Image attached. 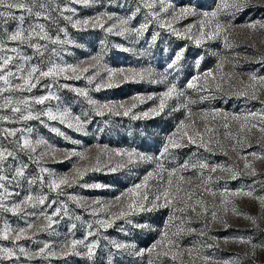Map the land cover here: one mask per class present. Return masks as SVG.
Listing matches in <instances>:
<instances>
[{
    "label": "rangeland",
    "instance_id": "1",
    "mask_svg": "<svg viewBox=\"0 0 264 264\" xmlns=\"http://www.w3.org/2000/svg\"><path fill=\"white\" fill-rule=\"evenodd\" d=\"M29 6L33 0H23ZM151 3L152 8L147 4ZM40 4L44 7L41 8ZM232 0H91L89 5L72 3L71 0H35L33 12H42L51 16V20L36 19L35 16H27L26 12L13 10L15 15H25V27L30 23H40L45 30L55 39L71 41V43L53 44L50 41L35 38L32 42L42 46L47 45L46 50L42 48L44 55L38 56L35 50L27 45H19L16 42L7 41L4 36V28L9 32L14 31L18 21L9 20L6 25H0V39L4 40L6 49L17 47L19 53L11 51L0 52V57H14L8 69L17 74V67L23 66L26 74L32 65H38L47 70L52 63L60 66L88 67V72H78L75 76L68 73L72 78L64 79L63 76L56 78H40V83L28 90L10 88L0 93V150L7 149L13 152L14 157L5 161V174L9 181H5L6 188L12 193L6 197V206L21 202L27 195L34 197H47L44 205L35 208L26 205L19 214L0 209V232L5 226L12 229L26 228L28 224L34 227L28 235L30 238H22L19 241L12 239H0V247L13 249L14 255L10 259L0 260V264H205L201 257H207V264H264V206L258 198L264 197V133L257 128L251 132L245 129L239 131V125L243 121H231L230 129L234 136L246 137L241 144H237L234 138H225V129L220 127L215 134L220 144L210 147L213 151L198 149L195 145L180 148H170L168 153H163L168 137L177 132L182 121L188 123V110H191L192 119L203 131L204 121L201 119L203 113H228L241 117L251 113H264V88H258V98L253 100L247 97H237L236 90H243L249 83V76L256 75L264 77V62H258L264 57V0H248L245 7L237 10L231 7ZM69 7L75 12H62ZM167 11H164V9ZM182 8H193L196 15L181 16ZM139 9V11H137ZM218 18L228 27L227 31L213 39H204L197 46L195 39L199 36V21L203 18V12L217 11ZM150 13H155L153 19ZM107 14L112 19L105 17L104 28L87 29L73 28L72 22L63 19V16H71L72 21L83 20ZM130 28H137L148 22L149 27L142 37H136L134 33L117 35L119 27L114 28L112 33L105 31L107 27L119 25L121 19L130 18ZM165 21L170 22L171 27L161 28L159 25ZM256 24L255 29L246 27ZM191 29L187 33V29ZM64 29L67 32L60 31ZM173 29L181 33L174 34ZM208 31V29H205ZM156 35L153 42L152 37ZM190 35L192 38H184ZM227 36V45L224 40ZM53 49L55 51H53ZM183 51V58L179 62L178 69H169L168 65L174 56ZM20 56L31 57L27 63ZM94 56H102V64L112 69H152L153 79L159 82H121L118 86L102 87L96 90V84L106 79L107 73L104 68L92 67L96 62ZM223 61V66L218 68ZM95 76L92 84L88 83L86 77ZM213 72L217 82L222 84L223 91L217 92L214 87L211 92L207 90L198 91L203 85V74ZM3 74V73H0ZM229 74H231L229 76ZM77 76L79 78H77ZM196 76L202 79L197 81V87L189 88V82ZM166 77V79H165ZM221 77L223 79H221ZM12 85L22 83L16 77L9 78ZM116 79V78H114ZM243 81V83H241ZM175 84L178 90L184 92V96H173L167 101L166 107L159 115L151 114L150 110L159 104V97L167 91L168 87ZM51 85V87H45ZM67 85L68 87H60ZM0 87H4L0 81ZM85 89L88 96L98 104H125L131 105L133 97H145L143 103L136 102L132 110L137 115L149 112L148 117L140 116L133 119L132 114L124 116L105 112L97 115L94 106L89 105L87 98L78 95L72 89ZM54 97L44 104L34 103L35 98L43 97L49 93ZM153 97L147 99V97ZM201 97H207L201 99ZM27 99L28 105L19 103ZM191 99L195 103L187 104ZM11 103H7V101ZM13 107H19V113L12 112ZM51 109L53 112L68 109L73 117L80 116L87 121L84 132H78L75 127H68L59 121L48 120L41 115L40 119L24 121L21 115H27L29 111L33 114L43 113ZM175 109V110H174ZM122 111V110H121ZM210 126L217 127L223 121L219 116L215 120L211 115L208 117ZM259 124V118H256ZM250 126V125H249ZM53 128L59 130L52 131ZM4 129L19 130L15 136L7 135ZM30 130V131H29ZM179 134L177 133V136ZM27 137L33 141L36 151L21 150L20 144ZM36 140L45 143L35 145ZM235 146V151L233 147ZM134 151L142 155L152 157L151 160H139L134 158L132 163L128 162L126 156H117L115 153ZM257 153L253 157L251 153ZM41 153H46L37 161ZM72 153H83L85 158ZM31 157V158H30ZM99 159V170H93ZM207 161L211 166H218L215 173L210 169L203 170V176L211 175L209 186L216 191L215 197L204 192L203 185L199 179L200 169L189 168L178 172L177 176L183 175L191 178L192 183H184L185 189L191 190L197 195L193 197L192 203L197 196H202L206 204V214L197 215L201 211L197 207V213L188 211L186 214L173 212L171 207H160L152 212H140L130 216L119 217V213L126 211L128 203L127 193L130 188L143 182L148 173H153L148 181L147 191L149 200L166 187L167 171L180 168L186 161ZM248 162L255 169V175H251V169H245L244 164ZM117 163L124 166L110 171ZM158 165H162L164 172H159ZM25 166V176L12 180L14 169ZM221 167H232L238 169L242 174L236 179L231 174L220 171ZM45 168L47 172H41ZM87 168L83 177L77 179L71 186H62L58 195L57 191L50 190L48 183L53 179L75 175L76 169ZM43 178L41 183L40 178ZM35 178L36 182L29 184L28 179ZM174 181L176 178H173ZM101 187H93V185ZM238 192L240 190L252 191L253 197L246 196H222L221 193ZM0 194H4L0 191ZM181 196L184 195L182 192ZM69 197H75L70 199ZM228 199L230 203L223 205L222 201ZM55 201V203H53ZM159 203H163L161 200ZM67 207V214L63 206ZM236 208L238 213L234 214L232 209ZM61 208L59 216H54L57 221L52 228L42 230L46 223L41 213L52 215L55 209ZM215 211L217 218L214 220L211 213ZM184 216L183 223L180 217ZM245 215L255 217L256 224L245 219ZM175 219L170 220V217ZM79 217V219H76ZM110 227L103 228L97 221L113 220ZM131 221V223H129ZM75 224L73 229L71 226ZM92 228L89 229L88 225ZM147 225L146 228L135 225ZM169 235L177 230L191 228L194 231H183L175 239L179 243V251L183 253L175 261L171 257L157 256V252L149 253L147 250L161 239L165 229ZM95 233L88 236V232ZM203 231V235L201 232ZM14 235V233H13ZM83 240L86 243L99 241L95 250V256L89 259L86 248L78 245L79 255L60 256L62 245L71 240ZM241 239L250 240L257 245L253 250L251 245L241 243ZM111 241L133 245V247L117 251ZM49 244L47 251L56 252L57 255H38L35 258H27L20 253L23 247L28 253H38L44 244ZM189 249H192L189 255ZM176 251V249H173ZM143 254H137V253Z\"/></svg>",
    "mask_w": 264,
    "mask_h": 264
},
{
    "label": "snow or ice",
    "instance_id": "2",
    "mask_svg": "<svg viewBox=\"0 0 264 264\" xmlns=\"http://www.w3.org/2000/svg\"><path fill=\"white\" fill-rule=\"evenodd\" d=\"M72 3L76 4H82V5H89L91 0H71ZM221 3H224V0H221ZM248 3V0H232L231 7L240 10L243 7H245ZM35 6V0H33V5L29 6L28 4L24 3L23 0H0V25H6L9 20H15L18 21V26L14 31L9 32L7 28H4V36L7 41L16 42L19 45H27L28 47H31L35 50L36 54L38 56H43L44 52L41 50L44 48L46 50L47 45H41L39 43H33L32 41L35 38H39L40 40H46L50 41L53 44H59V43H71V41H61L59 37H56L53 39L49 33L45 30V26L40 23H30L27 27H25V21L26 16L25 15H15L13 10H20L22 12H26L27 16H35V18L38 20L41 17L47 20H51L50 15H46L42 12H33V7ZM40 7L43 8L44 5L40 4ZM148 8H152L153 5L151 3L147 4ZM139 11V9H137ZM164 11H167L165 8ZM219 9L217 11H211V12H203L202 19L199 21L200 28H199V36L195 39V43L197 46H199L204 39H213L221 35V33H224L227 31L228 27H231V25H225L223 22H221L218 18ZM62 12H75V9L65 7L62 9ZM181 16H188V15H196V12L193 8H182L179 13ZM149 15L152 16L153 19L156 18L155 13H150ZM107 16V19H112L110 15L107 14H100L95 17L83 19V20H75L72 21L71 16H63V19L66 21L72 22L73 28H80V29H87L89 27L92 28H104L105 24V17ZM130 18L121 19L119 21V25H112L110 27H107L105 29L106 32L112 33L114 28L119 27L120 31H118L117 35H124L125 33H134L136 37H142L145 33V31L149 27V23L145 22L141 24L137 28H130ZM161 28L163 27H171L170 22L165 21L164 23H161L159 25ZM246 27L255 29L257 27L256 24H249L246 25ZM261 28H264V24L260 25ZM208 29L206 31L205 29ZM60 31L64 32L65 35H67V32L64 29H60ZM191 29H187L186 32L190 33ZM173 32L178 37L181 36V33L173 29ZM184 38L191 39L192 37L190 35H185ZM153 42L156 40V35L152 37ZM225 43L227 45V36H224ZM2 51H11L14 53H19L20 49L17 47H13L11 49H6L4 40L0 39V52ZM53 51H55L53 49ZM20 59L24 60L26 63L30 61L31 57L26 56H20ZM183 58V51L178 52L172 62L168 65L169 69H178L179 62ZM14 57L12 56H3L0 57V81L3 82L4 87H0V93H3L4 91H8L10 88H15L18 90H28L30 91L32 88H35L40 83V78H48L51 77L55 81L56 78L63 76L64 79H70L71 76L68 75V73H71L73 76H75L78 72H88V67L80 68L79 66H60L58 64L52 63L50 67L47 68V70H43L38 65H32L30 68H28L26 74H23L25 72V68L23 66L17 67V72L21 73V75L17 76L16 73L8 69V66L13 61ZM102 56H94L92 57V60H94L96 63L92 65L94 68H101L103 67L105 72L107 73L106 79L102 80L100 83L96 84V90L99 91L102 87H114L118 86L121 82H141L144 80H149V82H159L155 81L153 79L154 73L152 69H144V70H136L132 68L128 69H112L108 68L107 66L102 64ZM258 62H264V57L261 58ZM223 66V61L219 65H217L218 68H221ZM99 75V71L94 73L92 76L86 77L89 84L93 83V80L95 79V76ZM231 74H229L230 76ZM10 77H16L18 80L22 81V83H18L16 85H12L10 81ZM77 78H79L77 76ZM116 78V79H114ZM166 79V77H165ZM202 79L201 76H196L193 81L189 82L188 87L194 88L197 87L196 82L200 81ZM221 79H223L221 77ZM203 85L198 87L197 90H207L211 92L213 90V87L215 91L222 92V84L220 82H217V78L214 75L213 72H207L203 74ZM243 83V81H241ZM45 87H51V85H45ZM60 87H68L67 85H60ZM258 88H264V77H257L256 75H250L249 76V83H247L243 90H236L235 94L237 97H247L250 99H257V91ZM75 91L78 95L83 96L87 98V102L89 105L94 106L96 110L97 115H103L106 111L111 112L116 115L123 114L124 116H128L130 113L132 114L133 119H138L140 116L148 117L150 115L149 112H143L139 115L136 113H133L132 110L136 107V102L143 103L145 100V97L141 96H135L133 97V103L131 105H125L123 103L121 104H98L95 100H93L91 97L88 96V91L85 89H72ZM173 96L176 97H182L184 96V92L178 90L177 86L175 84H172L170 87H168L167 91H165L160 97H159V104L155 107H153L150 112L151 114L159 115L161 112L164 111L167 101L173 98ZM52 98L59 99L58 96L54 97L53 93H49L46 96L35 98L34 103L36 104H44L45 101L50 100ZM153 97L149 96L147 99H152ZM207 97H201V99H206ZM7 103H11V101H7ZM19 103H23L25 105L29 104V101L27 99L20 101ZM195 103V101L189 99L187 104H183L182 106L184 108H188L189 104ZM264 103V101H262ZM12 112L19 113L21 109L19 107H13ZM122 110V111H121ZM175 110V109H174ZM41 115L47 117L48 120L51 121H59L61 124H66L68 127H75V130L78 132H84L85 131V125L87 121L82 120L80 116L73 117L68 109H64L62 111L53 112L51 109H48L47 111L43 113H36L33 114L31 111L28 112L27 115H21L20 119L27 121L31 119H40ZM211 115L212 119L215 120L217 116L220 117V119L223 121L222 124L218 125L217 127L210 126L208 122V117ZM259 118V124L256 122V118ZM0 119H8L7 117H0ZM188 119L190 122L186 123L182 121L177 128V132L173 133L172 136L168 137V142L164 146L163 155L164 153H168L170 148H180V147H186L189 145H195L198 149L202 148L205 151H213L210 146L213 144H220L219 139L216 138V133L218 132V129L222 127L225 129V138H234L236 140L237 144H241L243 140H246V137H240L239 134H234L229 131L230 129V123L231 121H237L240 122L243 121L239 125V131L244 132L245 129H247L248 132H251L252 128H257L259 126V130L264 133V113H251L249 115H245L243 117L239 115H231L228 113H203L201 119L204 121L203 123V131L200 130V128L196 125V122L194 119H192L191 110H188ZM250 125V126H249ZM16 131L19 130H9L4 129V132L7 135L15 136ZM30 131V130H29ZM52 131L59 133V130L56 128H53ZM177 133L179 134L177 136ZM45 143L43 140H36L35 145H39ZM21 150H30L31 152L36 151V147L33 144V141L28 139L27 137L23 138L22 144L19 145ZM233 150L235 151V146L233 147ZM117 156H126L128 158V162L132 163L134 158L139 160H151L152 157H148L145 155H142L140 153L134 152V151H128V152H120L117 151L115 153ZM46 155V153H41L39 157H37V161L43 156ZM72 155H78L82 159L85 158L83 153H72ZM253 157H257L258 154L253 152L251 153ZM9 157H14L13 152L5 150H0V191H2L4 194H0V209H3L4 211H11L13 214H19L23 208L26 205H31V207L35 208L37 205H44L46 202L47 197L41 196V197H34L33 195L29 194L27 195L21 202L16 203L12 205L11 207H8L5 205L4 201L6 197L11 196L12 193L8 191V189L5 186V181H9V177L5 174H2L5 172V161ZM31 158V157H30ZM264 158V157H262ZM124 165L122 163H117L115 167H112L110 171H116L117 168L123 167ZM218 166H211L208 164V162L197 160L195 162L186 161L183 165L180 166L178 169L174 170H168L167 171V180H166V187L163 188L162 191H160L158 194H156L152 200H149L147 191L148 188V181L150 178H152L153 173H148L147 176L144 177V180L142 183L137 184L130 188L127 193L123 194V197H118V199H122L124 197H127L128 203L126 205L127 210H122L119 213V217H125L130 216L133 214H137L140 212H152L155 209H158L160 207L169 208L171 207L173 209V212H179L181 214H186L188 211H191L192 213H197V207L201 209L197 215H205L206 214V204L203 200L202 196H197L195 199V202L192 203L193 197L197 194L194 193L191 190L185 189L183 187L184 183L191 184L192 180L191 178H185L183 175L177 176L178 172H183L185 170H188L189 168L192 169H200L201 173L199 175V179L201 181V184L203 185V191L208 193L209 195L215 197L217 195L216 191L213 190L209 186V181L213 179L211 175L204 177L203 176V170L210 169V172L215 173L217 171ZM245 169H251L250 174L255 175V169L252 168V165L248 163L247 161L244 164ZM159 172H164L165 169L162 165H158ZM93 170H99V159L97 160V165L94 167ZM40 171L47 172L48 170L45 168H41ZM88 169H76L75 175L72 177L64 176L60 177L58 179H53L48 183V187L50 190L57 191L58 195H63L64 193L59 192L62 186H71L73 183L76 182L77 179H80L83 177L84 173L87 172ZM220 171L227 172L231 174L232 179L238 178L242 173L235 168L232 167H221ZM25 176V166H21L19 168L14 169V174L11 177L12 180H16L17 178H23ZM176 178L174 181L173 178ZM41 183H43V178H40ZM29 184H33L36 182L35 178L28 179L27 181ZM93 187H101V185H93ZM184 193L183 196H181V193ZM222 196H246L250 198L253 197L252 191H244L240 190L238 192H228L227 189L223 193H221ZM70 199H75V197H69ZM260 200V203L262 206H264V197L258 198ZM161 200H163V203H159ZM55 203V201H53ZM223 205H228L230 201L228 199H224L222 201ZM65 214H67V207L66 205L63 206ZM234 214L237 215H243L241 213H238L236 208L233 207L232 209ZM61 212V208L55 209L52 215H48L46 213H41L46 223L42 226V230H46L49 228H52V226L57 223L53 219L54 216H59ZM212 218L215 220L217 218V213L213 211L211 213ZM117 217H114L113 220H101L97 221V223L103 227L107 228L112 225L114 222V219ZM76 219H79V217H76ZM175 219V216L170 217V220ZM181 222L183 223L184 216L182 215L180 217ZM245 219H248L252 221L253 224H256L255 217L247 216L245 215ZM131 223V221H129ZM136 227L140 228H146L147 225H141L137 224ZM34 227L33 224H28L26 228H19V229H12L8 226H5L2 232H0V239L8 240L12 239L14 242L19 241L22 238H30L28 233L30 230ZM73 229L76 227L75 224L71 226ZM88 228L91 229L92 225L89 224ZM188 231L192 232L194 231L191 228L184 229L183 227L178 226L177 230L175 232H172L171 235H169V232L166 229L161 236V239L158 240L156 243H154L151 248H149L147 251L149 253H152L153 251L157 252V256H163V257H171L173 261L177 259L178 256H182L183 253L179 251V243L175 239L178 237L181 232ZM14 233V235H13ZM95 233L92 231L88 232V236H92ZM203 231L201 232V235H203ZM241 243H246L251 245L253 250L257 247V245L252 244L250 240L241 239ZM111 244L113 247L117 250H125L128 248L133 247V245L125 244V243H118L116 241H111ZM78 245H83L86 248V254L91 259L95 256V250L97 249L99 245V241H92L90 243H86L83 240H71L69 242H66L62 245L60 249V256H69V255H79L80 253L77 251ZM49 244L45 243L44 246L39 250L38 253H28L23 247L19 249L20 253L24 254L25 257L31 259L35 258L38 255H57L56 252L49 253L47 249L49 248ZM173 249H176V251H173ZM189 255H191L192 249H189ZM137 254H143L137 253ZM14 255L13 249L6 248V247H0V260L4 259H10ZM205 261V264H207V257H201ZM109 264H111V260H109ZM149 264H153L152 261L149 262ZM231 264H238V262L233 261Z\"/></svg>",
    "mask_w": 264,
    "mask_h": 264
}]
</instances>
